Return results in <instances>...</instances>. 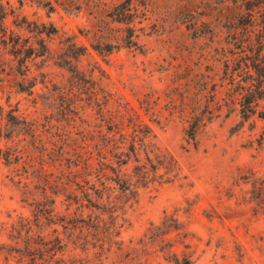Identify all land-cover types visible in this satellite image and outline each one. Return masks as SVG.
I'll return each mask as SVG.
<instances>
[{
  "label": "rangeland",
  "instance_id": "374dc122",
  "mask_svg": "<svg viewBox=\"0 0 264 264\" xmlns=\"http://www.w3.org/2000/svg\"><path fill=\"white\" fill-rule=\"evenodd\" d=\"M0 10V264H36L55 238L65 264H172L169 246L146 236L166 216L180 227L166 238L178 255L189 244L195 264H264V121L242 122L229 81L240 60L264 72V0H0ZM129 118L180 179L159 184L160 169L81 213L69 200L86 177L78 150L98 131L132 133Z\"/></svg>",
  "mask_w": 264,
  "mask_h": 264
},
{
  "label": "trees",
  "instance_id": "16d2710c",
  "mask_svg": "<svg viewBox=\"0 0 264 264\" xmlns=\"http://www.w3.org/2000/svg\"><path fill=\"white\" fill-rule=\"evenodd\" d=\"M3 18L0 15V39L5 36ZM253 65L255 74L250 73L247 70L246 63L240 60L237 63L236 72L229 76L232 93L236 97L242 122H246L253 117L264 121V72L261 73L263 68L259 64L253 63ZM73 75L77 81H84V75L78 70H73ZM96 107L95 115L99 121L102 124L111 126L113 123L111 124L110 120L114 118H106L104 110L99 106ZM129 119L127 126L133 128L132 133H102L98 131L84 139V146L81 147L84 152L78 150L75 166L83 171L79 174H84L87 178H81L82 182H76V186L80 187V196L73 194L69 200L72 202L71 204L78 205L77 208L81 213H83L81 209H89L88 205L93 207L91 205L94 201L93 198L100 202L102 206H110L112 203L110 195H107L104 199L105 194L112 193L116 188L121 192L135 191L140 183L148 184L150 181H154L151 177H155L160 169H163L164 172L157 177L159 184L172 183L180 179V169L171 155L158 149L155 151L154 149L148 150L151 147L150 140L152 137L148 127L141 121L136 122L132 121V118ZM202 125L201 120L196 119L189 123V140H194L196 130ZM141 154L145 156V160L151 169H147L146 164L140 163ZM150 155L153 156V159ZM4 159L9 161L7 157ZM130 163H135V166L132 173L127 174ZM80 182L86 185L85 189ZM84 202H87L88 205L84 206ZM102 223L103 221L99 220L98 217L94 219V225L99 226ZM114 230L116 231L115 224L108 230L110 235ZM179 230L177 220L166 216L159 225H151L146 236L151 241L156 239L164 246H169V250H167L168 257L165 258L167 262L172 264H195L191 254L187 252L189 244L182 242L185 250H182L181 254L178 255L177 248L174 244H170V241L166 238L171 232ZM60 243L59 238H55L52 245L43 243L44 250L42 252L44 254L41 257H36L38 259L33 257L37 262L36 264H65L62 259L56 257L61 247Z\"/></svg>",
  "mask_w": 264,
  "mask_h": 264
}]
</instances>
